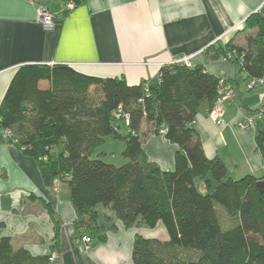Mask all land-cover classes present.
Instances as JSON below:
<instances>
[{"label":"trees","instance_id":"trees-1","mask_svg":"<svg viewBox=\"0 0 264 264\" xmlns=\"http://www.w3.org/2000/svg\"><path fill=\"white\" fill-rule=\"evenodd\" d=\"M65 4L61 15L68 11ZM251 30L244 45L231 39L207 46L206 58L231 62L244 80L264 79L262 14L245 19L242 31ZM232 52L235 56L228 59ZM217 84L218 78L201 65H163L156 81L137 85H128L122 76H86L61 65H21L0 103V142L9 130L8 140L36 161L47 187L55 180L66 183L76 239L105 242L116 229L115 220L124 228L161 224L165 240L134 236L132 264H264V188L260 193L257 185L264 183V174L228 177L219 157L205 155L191 126L199 112L211 109ZM143 124L154 135L162 129L163 138L177 147L171 171L144 154ZM110 136L124 143L121 166L94 154ZM255 139L264 172V129ZM196 179L204 180L209 193L196 189ZM56 247L57 241L50 253L33 256L1 237L0 264H50Z\"/></svg>","mask_w":264,"mask_h":264},{"label":"crops","instance_id":"crops-1","mask_svg":"<svg viewBox=\"0 0 264 264\" xmlns=\"http://www.w3.org/2000/svg\"><path fill=\"white\" fill-rule=\"evenodd\" d=\"M61 6L51 11L40 0H0V103L15 70L25 64L61 65L99 78L122 76L128 85H137L156 81L161 66L190 56L191 65L228 78L235 89L233 99L224 104L220 126L207 111L199 112L191 123L205 155L219 157L230 178L239 173L263 176L255 139L264 129L263 117L249 129L238 127L259 105L262 92L244 94V77L237 67L227 60H208L204 49L231 39L244 45L251 32H242L244 21L253 13L264 16V0H84L64 15L59 13ZM38 8L55 15L51 29L35 21ZM141 130L147 132L141 145L147 159L171 171L177 147L163 138L162 129L154 135L143 124ZM68 193L61 180L47 187L36 161L2 138L0 238L9 237L14 247L39 256L50 253L57 241L54 264H132L136 234L167 237L161 224L152 229L124 228L115 220L116 229L108 232L105 242L91 240L85 249L73 233L75 212Z\"/></svg>","mask_w":264,"mask_h":264},{"label":"built area","instance_id":"built-area-1","mask_svg":"<svg viewBox=\"0 0 264 264\" xmlns=\"http://www.w3.org/2000/svg\"><path fill=\"white\" fill-rule=\"evenodd\" d=\"M74 5L72 2H66L65 8L67 10L73 9ZM35 21L44 29H51L54 24V16L51 12H49L45 8H38L35 14ZM235 55L232 53L228 54V59L233 58ZM225 60V59H224ZM171 64L184 65L186 67L191 66V57L190 56H181L172 61ZM245 81V88L247 90H252L254 88H262V96L263 100L262 107L250 113L245 121L240 122L238 127L240 129L246 130L254 125L255 121L260 119L264 114V79H255V78H247ZM235 96V89L230 82V80L226 77H219L218 84L216 89V97L214 99L213 105L211 109L208 111L213 123L217 126H220L223 123L224 116V104L225 102L231 101ZM10 135L9 130H4L2 133V138L8 139ZM45 160V158H43ZM81 241L84 243L85 247L90 242L89 238L86 236H82ZM55 258V254H52L49 257V261H53Z\"/></svg>","mask_w":264,"mask_h":264},{"label":"rangeland","instance_id":"rangeland-1","mask_svg":"<svg viewBox=\"0 0 264 264\" xmlns=\"http://www.w3.org/2000/svg\"><path fill=\"white\" fill-rule=\"evenodd\" d=\"M43 3H45L49 9L51 11L55 10L54 6L61 3L59 1H53V0H50V1H43ZM244 32V31H242ZM251 32H255L254 30H251ZM250 32V33H251ZM247 33V32H246ZM248 34V33H247ZM245 35V33H244ZM242 86L245 88V81H243V84ZM255 91H260V92H263L262 88H254L252 90H247L245 88V93L244 94H250V95H253V93H255ZM262 96V94H261ZM254 99V96L252 97ZM261 98V97H260ZM252 100V99H251ZM259 105L256 106L255 108H251L249 112L253 113L254 110L256 109H259L262 107V103H263V100H259ZM243 122V121H242ZM255 124V123H254ZM237 125V123H236ZM240 129V128H239ZM120 133L121 134H125L126 133V128L125 126L121 123L120 124ZM124 149V143L119 141V140H115L113 139L111 136L110 137H106L105 140H104V143L99 146L95 151H94V154H98L100 153V155L98 156L100 159H102L104 162L106 163H110V164H113L115 166H121L123 163H125V159L124 157L122 156V151ZM230 176V175H229ZM240 176H243L242 174H238V175H232V178L233 179H238L240 178ZM211 181V186H213L215 183L213 180H210ZM204 180H200V179H196L194 181V185L196 187V189L201 193V194H206V193H209V191H207L204 187ZM216 209H217V212H220L222 211V208L220 206H216ZM221 218V221L223 224H227V221L224 219V217L220 216ZM87 237V236H86ZM82 238V237H81ZM158 239V238H157ZM90 240V239H89ZM91 241V240H90ZM87 247H88V244H87ZM85 247V249L87 248ZM54 254V253H53ZM52 255V254H51ZM179 255L182 256V257H186V256H191V257H195V254L192 253V252H179ZM55 260H56V257L53 259V261H49L50 264H54L55 263Z\"/></svg>","mask_w":264,"mask_h":264},{"label":"water","instance_id":"water-1","mask_svg":"<svg viewBox=\"0 0 264 264\" xmlns=\"http://www.w3.org/2000/svg\"><path fill=\"white\" fill-rule=\"evenodd\" d=\"M42 1H50V0H42ZM53 1H59V2L66 3V2H76V1H81V0H53ZM259 184H260V193H263L264 183L260 181L259 183H257V185Z\"/></svg>","mask_w":264,"mask_h":264}]
</instances>
